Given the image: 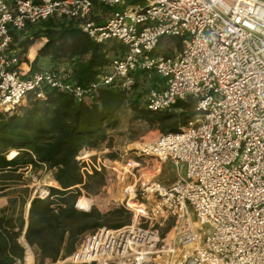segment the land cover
Instances as JSON below:
<instances>
[{"label": "built area", "instance_id": "2783aa9c", "mask_svg": "<svg viewBox=\"0 0 264 264\" xmlns=\"http://www.w3.org/2000/svg\"><path fill=\"white\" fill-rule=\"evenodd\" d=\"M129 1L0 0V111L29 94L43 98L45 88L87 102L140 71L161 78L145 109L189 99L197 111L181 130L140 142L121 161L102 156L90 166L83 151L82 175L119 181L131 220L87 232L67 257L44 264H264V0ZM95 3L109 9L103 23L92 17ZM52 16L123 50L86 85L51 67L25 76L13 32ZM163 37H179L180 50L155 52ZM167 162L176 178L165 184L158 176ZM80 196L75 207L89 211Z\"/></svg>", "mask_w": 264, "mask_h": 264}, {"label": "trees", "instance_id": "16d2710c", "mask_svg": "<svg viewBox=\"0 0 264 264\" xmlns=\"http://www.w3.org/2000/svg\"><path fill=\"white\" fill-rule=\"evenodd\" d=\"M138 1L130 0L129 3ZM40 36L46 41L35 58L32 61L22 58L29 64V72L36 71L40 56H49L51 61L58 62L68 59L71 68L63 71L71 80L86 85L109 61V48L92 40L73 19L52 16L37 23H27L23 30L13 32L15 40L21 39L17 47L23 54ZM178 43L180 47L181 42ZM51 68L59 69L57 64ZM127 100L125 88L120 86L100 89L90 103L75 101L67 93L45 88L43 98L29 94L26 103L15 110L0 111V196H7L6 203L0 206V264H15L23 260L24 254L25 262L29 264V251L25 252L21 236L35 249L41 264L71 254L83 233L101 226L118 228L130 222L131 214L122 206L105 213L93 208L91 199L82 197L79 204L86 209L92 208L81 211L75 207L77 197L82 194L76 187L83 183L78 156L106 139L107 129L114 127L116 113L123 104L127 103L133 109L136 118L160 124V127L166 119L176 116L152 112L140 107L136 101ZM174 107L181 108L177 114L179 124L167 127L165 132L181 130L197 114L189 102L178 100ZM11 149L19 153L7 159ZM27 164L53 170L54 187H48L44 197L29 199L27 187L15 188L21 184L18 182L23 175L21 168ZM28 200L30 205L25 217ZM108 217L112 220L108 221ZM168 228L169 225L165 227Z\"/></svg>", "mask_w": 264, "mask_h": 264}, {"label": "rangeland", "instance_id": "374dc122", "mask_svg": "<svg viewBox=\"0 0 264 264\" xmlns=\"http://www.w3.org/2000/svg\"><path fill=\"white\" fill-rule=\"evenodd\" d=\"M96 13L97 14L94 16V19L101 21L106 19L109 14V9L105 7H99ZM20 40L21 39L18 38L16 41L20 42ZM178 41L180 42L179 37H163L156 47L155 52L161 53L163 55H173L181 48V46H178ZM107 44L108 45L106 46L110 49V54L118 55L123 50L121 44L116 39L107 41ZM123 82L124 85H122ZM119 83L120 87L125 88L126 97L129 99L127 101H136L140 107L145 108L144 101L149 88L159 85L161 83V78L153 71H140L131 74L130 79H123V81L120 80ZM26 99L27 96L22 104L26 103ZM91 101H94V99L88 100L87 102L90 103ZM184 102H189L194 107V103L191 100L188 99ZM180 111L181 108L179 107H173L170 110L159 111V113L176 114V116L164 121L163 125H161V127L165 129L163 131L160 127V124H150L142 118H136L133 109L130 108L127 103H125L116 113V123L114 127L107 129L106 139L102 142H99L94 148L86 150V153L84 154L88 155L82 160L88 161L90 166H92V163L96 164L98 159H100L102 156L106 159H118L121 161L123 159L121 156L124 154L129 156L132 149H134L133 147L137 146L140 142H151L155 140L160 134L166 133L165 131L167 127L172 126L175 123L179 124L180 117L177 116V114ZM17 153H19V151L11 149L7 153V159L12 158L14 154ZM88 157L91 158V160H89ZM21 169H23V175L18 180V182L21 184L16 185L15 188L20 189L21 187H27L29 199L33 196L43 197L48 193V187L51 185H49L46 180L49 177L53 178V170L48 169L45 166L32 167L30 164L24 165V167ZM92 173H87L84 170V174L82 175L83 183H80L81 185L76 187V189L82 193L80 197H87L88 199H91L94 203L93 208H96L101 212L106 213L112 208L119 207L121 201V183L114 179L104 180L101 174ZM175 178L176 175L174 168L170 162H167L163 166L162 172L158 176V179L165 184H168ZM6 200L7 196H0V206L4 205ZM27 203H29V200ZM27 203L25 204V217H27ZM131 217L132 216L130 215V220ZM103 220H105V218ZM111 220L112 219L108 217V221ZM165 227L166 225L161 226L159 231L161 232L163 230L164 232L166 230ZM86 233L79 235L78 242ZM20 241L25 246V251L27 248L31 250V257L33 258L31 259L29 256V264H40L39 257L35 253V249L29 246L24 238L20 237ZM67 256L68 255L65 257ZM46 261L47 263L51 262L50 260H45L41 264L46 263ZM20 262L21 263L18 264H28L25 262L24 257Z\"/></svg>", "mask_w": 264, "mask_h": 264}, {"label": "crops", "instance_id": "0c3cea01", "mask_svg": "<svg viewBox=\"0 0 264 264\" xmlns=\"http://www.w3.org/2000/svg\"><path fill=\"white\" fill-rule=\"evenodd\" d=\"M99 7H103V6L99 5L98 3L94 4V7L92 9V17H93V19H94V16H96V14H97L96 11H98ZM103 20H105V19H103ZM95 21L99 22L100 20H95ZM36 27L37 26L35 25L34 28H36ZM45 41H46V38L43 37V36H40V37L36 38L34 40V42L30 46H28L26 52L23 54V53H20V48L17 47L18 41H16L15 39L13 40L12 47H14V49L16 50V52L18 53V55L20 57V61L18 63V68L20 69V71L25 76L30 75L33 72H29L30 66H29V64L27 62L23 61L22 58L26 57L29 61H32L35 58V56L37 55L38 49L43 45V43ZM105 45H108L107 42L105 43ZM107 55H108V58H111L112 56H114L113 54H110V49H109V52H108ZM56 64H57V68L62 69V70L63 69L70 70V68H71V62L68 59H65V60L63 59L60 62L51 61L49 56H40L38 58V61H37L36 65H35V68H36V70L37 69L39 70L41 68L52 67V66H54ZM21 237L24 238L23 236H21ZM28 255L31 257L30 253H28ZM24 258H25V254H24ZM31 259H32V257H31ZM18 263H21V262L18 261L16 264H18Z\"/></svg>", "mask_w": 264, "mask_h": 264}, {"label": "bare ground", "instance_id": "6f19581e", "mask_svg": "<svg viewBox=\"0 0 264 264\" xmlns=\"http://www.w3.org/2000/svg\"><path fill=\"white\" fill-rule=\"evenodd\" d=\"M91 151V150H90ZM83 152V151H82ZM86 153V152H85ZM88 153V152H87ZM15 155V154H14ZM88 154H86L85 156H87ZM46 182L49 184V185H51V186H54V181H53V178L52 177H49L47 180H46ZM46 193V192H45ZM28 205V204H27ZM27 250H29L30 251V253H31V250L29 249V248H27L26 249V251ZM25 251V252H26ZM31 255H32V253H31ZM33 258V257H32ZM26 261V260H25Z\"/></svg>", "mask_w": 264, "mask_h": 264}, {"label": "water", "instance_id": "95a60500", "mask_svg": "<svg viewBox=\"0 0 264 264\" xmlns=\"http://www.w3.org/2000/svg\"><path fill=\"white\" fill-rule=\"evenodd\" d=\"M30 203H28V207H29Z\"/></svg>", "mask_w": 264, "mask_h": 264}]
</instances>
